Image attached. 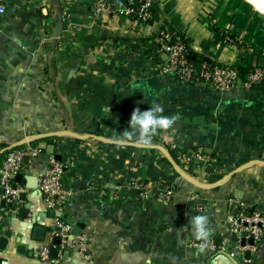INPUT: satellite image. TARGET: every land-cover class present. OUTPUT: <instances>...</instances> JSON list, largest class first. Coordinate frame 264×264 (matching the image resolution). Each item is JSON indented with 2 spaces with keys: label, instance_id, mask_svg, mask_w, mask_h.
Instances as JSON below:
<instances>
[{
  "label": "crops",
  "instance_id": "0c3cea01",
  "mask_svg": "<svg viewBox=\"0 0 264 264\" xmlns=\"http://www.w3.org/2000/svg\"><path fill=\"white\" fill-rule=\"evenodd\" d=\"M155 1L162 14L148 25L111 13L102 0H0V165L9 150H39L23 170L39 180L60 157L68 193L53 218L42 194L14 181L27 188L32 211L28 220L17 213L9 219L13 233L0 264H264V238L254 246L247 240L246 259L227 222L240 203L251 214L264 212V82L217 92L180 81L161 70L166 56L147 41L173 29L218 64L264 67V18L243 0ZM153 102L179 118L147 148L67 136L32 144L62 131L115 141L131 130L132 111ZM154 146L210 155L183 164L203 188L177 174ZM212 175L223 178L212 184ZM196 215L209 219L207 244L192 234ZM58 220L71 227L64 248L53 244ZM35 226L47 227L45 240L33 237ZM217 241L220 251L211 250ZM44 248L50 260L41 257Z\"/></svg>",
  "mask_w": 264,
  "mask_h": 264
},
{
  "label": "built area",
  "instance_id": "2783aa9c",
  "mask_svg": "<svg viewBox=\"0 0 264 264\" xmlns=\"http://www.w3.org/2000/svg\"><path fill=\"white\" fill-rule=\"evenodd\" d=\"M134 1V0H131ZM140 6L136 9L132 7H119L112 9L110 6H104L103 8L111 13H119L121 16L130 17L136 14L138 21L142 24H147V21L151 18L148 10L155 0H137ZM5 13V8L0 6V14ZM171 39V33L163 31L157 39V43L160 49L166 56V62L162 65L161 70L169 73L178 74L185 82L193 78L192 70L187 65L184 56V45L177 41L175 44L170 45L168 41ZM201 76L209 82V86L217 92H226L236 88L238 85L245 87H252L264 82V67L255 68L249 75L248 82L242 83L240 80L238 71L231 69L228 66L219 68L215 67L212 71L208 66L203 67ZM39 153V150L28 148L27 150H13L5 158L0 165V179L1 188L3 194L0 193V221L6 216V209L1 207V202L5 200L7 203L19 202V195L25 193L27 188L14 184L15 177L18 173L24 170L25 158L35 157ZM193 158L201 161H209L210 157L203 154L201 151L189 152L180 156L181 161L187 165ZM64 166L56 159H52L48 170L39 178L38 189L41 192L46 207L50 210H60L67 201L68 193L64 188ZM15 186V187H14ZM173 190H168L167 196L172 195ZM246 205L240 203L237 213L235 215H229L228 226L229 234L236 236L241 243L253 239L254 243H259L264 238V212L252 213L250 216L246 214ZM59 227L62 229L60 237L62 239V247L64 248L68 238L71 235V227L61 220L57 221ZM211 250L215 251L217 246L215 243H211ZM249 247L242 246L241 250L244 254ZM48 249L44 248L41 252V257L44 260H50Z\"/></svg>",
  "mask_w": 264,
  "mask_h": 264
},
{
  "label": "water",
  "instance_id": "95a60500",
  "mask_svg": "<svg viewBox=\"0 0 264 264\" xmlns=\"http://www.w3.org/2000/svg\"><path fill=\"white\" fill-rule=\"evenodd\" d=\"M64 136L73 137V138L78 139V140H84V139H88V138H94L95 140H98V141L103 142V143H106V144L116 145L115 141H110V140L105 139V138H102V137H98V136H94V135L80 136L78 134H75V133L69 132V131H62V132H58V133H55V134H45V135H42L39 138L64 137ZM23 144H25V142H21V143L15 144L12 147H10L9 149L17 148V147H19V146H21ZM130 145H132V144H126L124 146H130ZM153 148L159 150L161 152V154L164 155V157L168 160V162L174 168V170L176 171V173L179 174L182 178H184L187 181L192 182L193 184L195 183L198 187H202L199 183L193 182V180H191L188 177V175L185 174L181 170L180 166L174 161V159L172 158V156L170 155V153L168 152V150L166 148L161 147V146H154ZM4 152L5 151H3L2 154ZM25 160H28V158H25ZM56 160L59 161V162L62 161V159L60 157H57ZM262 163H264V162H262ZM246 167L247 166H243V167L237 168L236 170H234L233 172H231L229 175H227L224 178V180L225 181L226 180H229L231 177H233L235 174L241 172ZM24 180H26L27 183H28L27 188L30 189V190H32L34 192V194H36V195H40L41 194V192L38 189V179L36 177L27 176L26 173L23 172V171L21 173H18L16 175V177H15V182L16 183H21ZM214 187L215 186H209L207 188L212 189ZM0 193L3 194V190H0ZM18 199H19V202L17 204H15V203H7L5 200H3L1 202V207L2 208H10L11 211L8 213L7 216H4L3 219L0 221V251H5L6 250L8 244H9V240L12 237V233L13 232L9 228L10 227L9 219L12 218L13 216H16L14 214L17 213V217L19 218V220H28L29 219V216L31 214V211H32V203L27 202V200H28L27 193H21L19 195ZM23 202L24 203L27 202V203L25 205H23ZM51 217H53V218L56 217V211L53 210L51 212ZM38 218H39V221L41 223H44L45 220H46V214L40 213L39 216H38ZM81 228H82V225L81 224H77V226L74 228L72 234L74 236H79L80 229ZM61 231H62V229L59 228V227L55 229V232H57L58 234H60ZM33 233H34V236L33 237L36 240L43 241V240H45V237H46L47 227H45V226H35L33 228ZM20 242H21V240H16V243L20 245L19 248H18V252L23 253L24 246L21 245ZM61 243H62V239H61L60 236H57V237L54 238V240H53V244L54 245L60 246ZM248 244L250 246H254L255 245L254 240L253 239H250L248 241ZM242 246H246V241L245 240L242 241ZM50 255H51L52 258H57L58 252L57 251H52ZM249 257H250V252L247 251L246 252V259H248ZM1 262H2V259L0 258V263ZM234 264H238V263L236 261H234Z\"/></svg>",
  "mask_w": 264,
  "mask_h": 264
},
{
  "label": "trees",
  "instance_id": "16d2710c",
  "mask_svg": "<svg viewBox=\"0 0 264 264\" xmlns=\"http://www.w3.org/2000/svg\"><path fill=\"white\" fill-rule=\"evenodd\" d=\"M102 4L104 6H110L112 9H116L119 7H132L136 9L140 6L139 1L137 0H134V1H131V0H102ZM148 12L151 15V18L147 21L148 25L153 24L154 22L158 21L160 18V15L162 14L159 8V5L156 3V1H154V3L151 5ZM130 18L132 20L138 19L136 14L131 15ZM169 33H171V39L168 41L170 45L175 44L177 41H180L184 45V56H185L187 65L189 66V68L192 70V73H193V78L191 80H187V82L193 85H208L209 82L201 76L202 72L204 71L203 67L207 65L210 71H212L215 67H219V68L226 67V65L218 64L214 62L213 60L209 59L208 57L196 52L191 47V40L187 38L184 34L175 32L173 29L169 30ZM157 39H159V36L153 37L152 39H147V41L152 40V41L157 42ZM229 67L231 69H235L238 71L240 80L242 81L243 84L248 82L250 73L255 69V68L246 67L241 64L229 65ZM175 77L180 81H183V82L185 81L178 74H175ZM58 139L59 138H56V137H49L46 139H37V140H34L32 144H36L37 142L41 140H45L48 143H53L55 140H58ZM166 148L168 149L170 155L172 156L174 161L180 166L183 172H186V170L183 166L184 163L181 161L180 156L184 154H188L189 152L199 151L197 150V148H192V149H179V148H170V147H166ZM15 150H26V147L23 146ZM11 151L13 150L7 151L5 155L9 154ZM208 156L211 157L210 155ZM163 161L169 164L166 158H163ZM222 178H223L222 175H212L210 182L214 184ZM246 214L250 216L251 209L246 210ZM259 243H261V241ZM219 244H220V241H217L216 242L217 247H220ZM216 251H220V248H217Z\"/></svg>",
  "mask_w": 264,
  "mask_h": 264
},
{
  "label": "clouds",
  "instance_id": "9594fccd",
  "mask_svg": "<svg viewBox=\"0 0 264 264\" xmlns=\"http://www.w3.org/2000/svg\"><path fill=\"white\" fill-rule=\"evenodd\" d=\"M163 113V106L155 102L145 111H141L139 107L135 108L128 122L131 130H125L118 134L115 140L116 146L121 147L126 144L142 148L151 146L154 137L160 131H167L173 128L179 118L178 115L169 117ZM189 222L195 239L207 244L213 235L208 217L204 215L192 216ZM183 229L187 231V226ZM199 251L203 252L204 247H201Z\"/></svg>",
  "mask_w": 264,
  "mask_h": 264
},
{
  "label": "bare ground",
  "instance_id": "6f19581e",
  "mask_svg": "<svg viewBox=\"0 0 264 264\" xmlns=\"http://www.w3.org/2000/svg\"><path fill=\"white\" fill-rule=\"evenodd\" d=\"M248 2L257 12L264 15V0H248Z\"/></svg>",
  "mask_w": 264,
  "mask_h": 264
},
{
  "label": "rangeland",
  "instance_id": "374dc122",
  "mask_svg": "<svg viewBox=\"0 0 264 264\" xmlns=\"http://www.w3.org/2000/svg\"><path fill=\"white\" fill-rule=\"evenodd\" d=\"M244 2H247L248 4H249V2H248V0H243ZM250 5V4H249ZM251 6V5H250ZM253 9H254V11L255 12H257V10H255V8L253 7V6H251ZM258 14H260L259 12H257ZM263 18H264V15H262V14H260Z\"/></svg>",
  "mask_w": 264,
  "mask_h": 264
}]
</instances>
